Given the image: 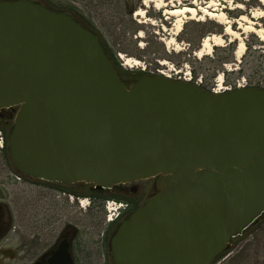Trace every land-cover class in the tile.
I'll return each mask as SVG.
<instances>
[{
  "label": "water",
  "instance_id": "obj_1",
  "mask_svg": "<svg viewBox=\"0 0 264 264\" xmlns=\"http://www.w3.org/2000/svg\"><path fill=\"white\" fill-rule=\"evenodd\" d=\"M0 114L21 175L100 189L153 179L109 236L112 264H211L264 216V88L126 82L66 11L0 0ZM48 263L73 264L65 243Z\"/></svg>",
  "mask_w": 264,
  "mask_h": 264
},
{
  "label": "rangeland",
  "instance_id": "obj_2",
  "mask_svg": "<svg viewBox=\"0 0 264 264\" xmlns=\"http://www.w3.org/2000/svg\"><path fill=\"white\" fill-rule=\"evenodd\" d=\"M34 1L66 11L95 31L110 59L117 58L123 70H144L175 79L186 78L203 87L207 83L212 90H222L225 85L236 84L237 80L241 82V77L251 85L264 86V41L254 33L237 28L236 22L242 14L250 16L255 10H264L259 0H219L217 10L224 11L231 27L238 31L244 43L240 58L235 55L238 40L223 34V23L207 18L199 11L193 18L186 14L181 30L174 35V25L180 17L163 14V8H155L154 3L144 6L141 0ZM163 1L171 8L194 6L192 1L203 6L208 0ZM237 3H241V9L234 7ZM138 9L144 11L142 16L134 15ZM252 20L256 23L255 27H264L263 18ZM193 21L206 23L209 32L205 34L221 35L222 44L212 45L208 53V49H204L199 56L197 48L188 49L189 43L184 38L192 32L190 23ZM172 36L173 43H170ZM203 38L192 37L199 48ZM126 58L135 59L137 63L127 66L124 64ZM116 68L126 82L137 79L122 75L119 67ZM10 124L11 121L9 127ZM9 127L0 132L5 142ZM135 184L139 187V191L133 192L136 195L125 197L113 191L102 197L107 200L111 199L110 196H124L122 201L139 207L153 192V179L139 180ZM89 191L82 183L60 184L23 178L16 173L10 159H6L5 151L0 149V220L4 223L0 250H8L10 255H0V264H30L39 259L59 240L61 229L68 223L77 227L74 237L76 264H89L94 257L99 260L97 264H108L106 242H100L104 226L102 204L105 200H91V205L86 208L77 203V199L88 197ZM211 264H264V217L233 239L229 248Z\"/></svg>",
  "mask_w": 264,
  "mask_h": 264
},
{
  "label": "bare ground",
  "instance_id": "obj_3",
  "mask_svg": "<svg viewBox=\"0 0 264 264\" xmlns=\"http://www.w3.org/2000/svg\"><path fill=\"white\" fill-rule=\"evenodd\" d=\"M264 5V0H259ZM142 4L144 6H148L150 3H154V7L157 9L163 8V14L167 16H175L180 17L175 22L174 32L175 35L177 32L181 30L182 24H183V18L185 15L189 14L190 18H193L194 15L199 11L201 12L205 17L209 19H216L217 22L224 24L223 34L228 35L229 37L233 39H237L238 43L236 46L235 55L237 58H240L243 51H244V43L240 39L238 31L233 29L231 27V22L226 17V14L223 10H217V7L219 6V0H208L205 2L203 6L197 5L195 1L192 3L194 6L189 5H183V6H172L171 8H168V4L165 3L163 0H141ZM235 8L241 9L242 5L241 3H237L234 5ZM144 14V11L142 9H138L135 12V15L142 16ZM167 18V17H166ZM257 18H263L264 19V10H255L252 13H250V16L247 15H240L239 18L236 20L238 23V27L240 30L245 32H251L256 34L261 40L264 41V27L257 28L255 27L256 23L252 19ZM223 41V38L221 35L212 34L211 36H205L202 40L201 47L196 51V54L199 56L200 54H203L204 49H208L207 53L210 52L212 45H221ZM170 43H173V36ZM137 60H133L131 58H126L124 60V64L127 66H133V64H136Z\"/></svg>",
  "mask_w": 264,
  "mask_h": 264
},
{
  "label": "flooded vegetation",
  "instance_id": "obj_4",
  "mask_svg": "<svg viewBox=\"0 0 264 264\" xmlns=\"http://www.w3.org/2000/svg\"><path fill=\"white\" fill-rule=\"evenodd\" d=\"M193 2L194 1H192V3ZM134 15H135V13H134ZM10 121L11 120L9 118H7L6 115L0 114V128H1L0 132H1V130H4V131L7 130V127H9ZM4 148H2V150ZM3 151H5V150H3ZM5 154H6V159H9L7 151H5ZM16 173L19 174L20 176H22L23 178L26 177L25 175H21L17 171H16ZM82 184L84 185L85 188L90 190L89 191L90 195L88 194V198H90L89 199L90 205H91L92 201L93 202L94 201H103L101 197L103 196V194H106V193H112L113 191H117L118 193L125 195V197H127L128 195H130V196L136 195L135 193L133 194V192L139 191L138 190L139 187H137L135 182H131V183H127V184H118L114 187L106 188V189H104V188H102V189L93 188L89 184H84V183H82ZM122 197H124V196H122ZM132 206H133V203L128 202L127 210L123 214V216H125L126 214H128L132 210ZM116 224H117V222H114L112 224H106L104 222L103 231L101 234L102 235V239L100 240L101 244H104L103 243L104 241L106 242L107 256H109L108 258L110 261V262H108V264H112V262L110 260V253L108 250V240H109V236L111 235ZM3 225H4V223L0 220V238L3 237V235H4V226ZM76 234H77V227L76 226L72 225L71 223L65 224L63 226V228L61 229V235H60L59 240L56 241L55 244L47 252H45V254H43L39 259L35 260L34 262L39 261L42 264H49L48 259L58 250L60 244L63 242L66 244L67 250H68V252H69V254L73 260V264H76V261H75L76 255L74 252V245H75V238L74 237ZM8 252H9L8 250H0V255H3L5 257H10V255L7 254ZM96 258L97 257H94L93 260H91V262L89 264H97L99 260ZM108 258H107V260H108ZM34 262H32V263H34ZM32 263H30V264H32Z\"/></svg>",
  "mask_w": 264,
  "mask_h": 264
},
{
  "label": "trees",
  "instance_id": "obj_5",
  "mask_svg": "<svg viewBox=\"0 0 264 264\" xmlns=\"http://www.w3.org/2000/svg\"><path fill=\"white\" fill-rule=\"evenodd\" d=\"M190 25H192V32L191 33H189L188 35H186L185 36V40L189 43V47H188V49H194V48H197V49H199V46H198V44L196 45V43H194V41H193V39H192V37H195V36H197V38H203V37H205V33L206 32H209L208 31V29H206V23H202V22H199V21H193V22H191L190 23ZM189 53V52H188ZM165 56H167V55H165ZM114 59L115 60H113V63H114V65H116V67H119V69H120V71H121V73H122V75H124V76H127V77H139V76H141V75H143V74H145V73H149V72H145L144 70H137V71H129V70H123L120 66H119V60L117 59V58H115L114 57ZM194 72V76L196 75V71L194 70L193 71ZM154 73V72H153ZM155 73H157V72H155ZM214 73V72H213ZM224 73V72H223ZM208 84L207 83H205V85H204V87H208L209 89H211L210 87L211 86H207ZM4 147H5V145H4ZM3 150H5L6 151V147L3 149ZM102 198V200L104 201L105 200V197H101ZM110 198L111 199H116V200H123L124 198H122V197H115V196H110ZM138 207V205L137 204H133V206H132V210H134V209H136ZM260 220V219H259ZM258 220V221H259ZM257 221V222H258ZM214 261V260H213Z\"/></svg>",
  "mask_w": 264,
  "mask_h": 264
},
{
  "label": "built area",
  "instance_id": "obj_6",
  "mask_svg": "<svg viewBox=\"0 0 264 264\" xmlns=\"http://www.w3.org/2000/svg\"><path fill=\"white\" fill-rule=\"evenodd\" d=\"M223 77V74L221 75V78ZM186 79V78H185ZM248 85H251L250 83L246 82V79L244 77H241V82L237 80L236 84H228L225 85L222 90H214L215 92H221L226 90H231L233 88H240V87H246ZM3 145V138L0 135V147ZM79 205L81 207H84L89 203L86 199H78ZM105 207V221L106 223H111L117 220L123 211L127 208V203L124 201H117V200H107L104 204Z\"/></svg>",
  "mask_w": 264,
  "mask_h": 264
}]
</instances>
